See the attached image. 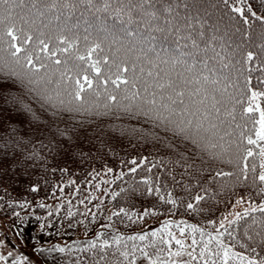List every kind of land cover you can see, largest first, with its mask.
Instances as JSON below:
<instances>
[{"label": "trees", "instance_id": "1", "mask_svg": "<svg viewBox=\"0 0 264 264\" xmlns=\"http://www.w3.org/2000/svg\"><path fill=\"white\" fill-rule=\"evenodd\" d=\"M4 8L11 9L23 29L17 35L34 37L26 45L30 49L37 48V36L49 42L50 51L68 46L60 37L75 44L71 51L78 49L79 54L99 44L103 52L97 49L92 60H101L102 74L107 73L104 57L123 61L129 69L124 77L137 84L136 89L128 85L127 94L138 90L141 99L125 100L119 91L116 101H108L101 88L99 98L84 94L89 102L83 108L76 101L69 103L67 93L75 85L66 77L83 82L86 74L94 85L97 78L91 61L54 64L66 58L60 52L44 60L48 67L32 77L35 83H28L22 69L21 79L0 74V213L17 221L0 241V250L13 242L21 253L36 250L45 264H149L143 249L158 264H182L171 255L181 250L171 232L195 256H188L186 264H222L217 240L230 249L228 264H242L240 257L257 264L264 260V213L243 215L244 210L239 212L242 218L234 216L223 228L219 222L239 198L264 199L259 194L264 185L253 181L264 171V141L249 145L241 137L244 133L255 140L259 129V111L246 109L259 105L264 111V0H14L0 5ZM3 55L8 58L7 52ZM113 87L108 84V91ZM153 93L156 105L144 103ZM168 97L175 100L176 115L170 118L185 125L192 121L189 135L157 119V113L169 116L161 107L171 104ZM65 110L66 118H61ZM60 120L69 121L70 127L62 128L67 121L61 126ZM197 131L199 147L191 139ZM241 140L243 147L237 149L232 142ZM208 142L222 143L227 151L213 149ZM244 149L253 155L247 156ZM219 171L233 175L218 177ZM169 192L175 206L160 199H167ZM197 196L202 199L197 201ZM105 223L114 235L86 239ZM190 226L199 231L194 233ZM48 228L70 232L63 252L50 244L55 235L36 237ZM209 234L216 239L201 257ZM193 236L198 243L189 247ZM71 238L74 243H68ZM93 242L96 247L90 248Z\"/></svg>", "mask_w": 264, "mask_h": 264}, {"label": "snow or ice", "instance_id": "2", "mask_svg": "<svg viewBox=\"0 0 264 264\" xmlns=\"http://www.w3.org/2000/svg\"><path fill=\"white\" fill-rule=\"evenodd\" d=\"M13 2L14 0H0V5L7 6ZM18 32H23V29L17 27L15 23V18L11 15V9L4 8L0 10V74H3L9 79H12L13 77H15L16 79H21V71H19L18 69H22L24 70L23 75L28 78V83L30 84L35 83L36 81H34L32 77L38 74L41 68L46 69L48 67V65L44 63V60L51 59L52 57H55L57 55V52H60V53L67 54V56L64 60L55 59L53 61L54 64L60 65L63 63L64 65H67L71 59H75L78 61H84V62L91 61V63H89V67L94 71L95 76L97 78V83L94 85L93 79L89 78L86 74L83 75L82 77L83 82L81 81V79H78V78L66 77V79H69V80L74 79V85H75V87L72 88V90L67 93L68 96L71 97V100L69 101V103H71L72 101H76L78 102L79 106L83 108L84 105L89 102L88 98L84 94L89 93L90 95H94L97 98H99L100 96L99 89L101 88L104 89V93L106 94V98L108 101H116L117 95L115 93L119 91H123L125 93L123 97L125 100L135 101V100L141 99L140 93L138 90L132 91L130 95L127 94L129 92L128 85H131L132 89H136L137 84L134 79L130 80L124 77V73L128 72L129 69L126 66H124L123 61L113 59L110 62L108 57H104L103 65L107 69V73L102 74L101 67H100L101 60L99 59H96L94 61L92 60L93 54L97 52V49L103 52V49L100 47L99 44H95L94 46L88 48L86 51V54H79L78 49L75 52L71 51L72 49L76 48L75 44L70 43L65 37H60L59 38L60 43L67 44L68 46L62 47V48L58 47L56 50L50 51L49 42H46L44 39H41L39 36H37L35 37V40L37 42V48L30 49L26 47V45L31 43L34 40V37L27 33H24L23 36H20L16 34ZM5 37H11V40L6 41ZM17 41H20V44H18ZM4 44H7V48L3 46ZM4 52L8 53L7 59L3 55ZM21 53H23V56H21ZM39 53H44L45 56L42 57ZM248 58L251 59V54H249ZM34 60L39 62V67H37V64L34 62ZM149 75H152V73L150 72ZM157 75H159V73H157ZM61 76H62V79L65 78V74L62 73ZM12 82L15 83L16 80H12ZM108 84H111L114 86L111 92L108 91V88H107ZM121 85H124L125 87L121 89ZM159 86L161 88L164 87V85L162 84ZM169 87H171V84H169ZM177 95H183V93H177ZM260 95H264V93H261ZM152 96L153 98L151 100H146L144 101V103L155 106L157 103L155 99V93H153ZM256 96H257V93L252 94L253 99H255ZM48 99L49 101L52 100L51 97H49ZM163 99L164 98L161 97V101H163ZM168 99L171 101V104L161 103V107L164 108L165 111L169 113V116L165 117L161 113H157V119L167 120L168 123L175 124L176 128L179 130V133H184L186 135H189L190 132H189L188 126L191 125L192 121L191 120L187 121V125H185V122L183 120L175 121L171 119L170 117L176 115L175 109L172 108V104H175V100H172L171 97H168ZM60 103L63 104L64 101L60 100ZM131 106L132 105H129L128 107L130 108ZM105 107H108V105L106 104ZM151 110L152 109H149V111ZM217 111H219V109H217ZM246 111L249 113L253 111H259L260 118L258 121H255V123L259 125V129L255 130V136H256L255 140L252 138L251 135L244 137V133H241V137L246 138L247 143L249 145L258 144L259 141H264V111L260 110L259 105H257L255 108H253L252 106H249L246 109ZM180 115H183V113H180ZM233 119H235L234 116H233ZM200 127H202V125H197V129H199ZM213 127H215V125H213ZM198 135H199V132L197 131L195 135H192L191 139H192V143L199 147L201 145V140L197 138ZM219 139L223 141L224 137L220 136ZM232 143L236 144L237 149H241L243 147L242 140L239 143H236L235 141H233ZM208 144H210V147L213 149L219 147L222 151H227V149L225 148V145L222 143L218 145L216 143L208 142ZM207 146L208 145H205V147ZM244 150L247 152V156L253 155L251 149H244ZM260 155L264 156V147L260 149ZM231 162H232L231 160L228 161V163H231ZM131 163L135 165L137 162L133 160L131 161ZM245 168H247V165H245ZM261 168L264 169V164L261 165ZM130 170L135 172L136 168L133 167ZM109 171H111V169H109ZM252 171L255 173V166H253ZM216 175L218 177H226V176H232L233 173L219 171L216 173ZM245 179H247L246 174H245ZM257 179L259 180L260 184L264 185V171H261L258 176L253 177L254 182ZM145 183H147V181H145ZM152 191H153V188L149 187L148 192L151 193ZM155 191L159 194L160 192L159 187H157ZM259 194H264V187H261L259 189ZM160 199L164 201L165 203L172 204L174 206L177 204V201L172 198L171 192L168 193L167 199H165L163 195H160ZM201 199L202 197L200 196L196 197L197 201ZM241 202H242L241 200L236 201L237 204H240ZM41 207H44V205H41ZM187 207L189 209H192L193 204L189 203ZM121 211H123V209ZM257 211L264 213V205H257V206L251 207L250 209H246L243 215H248L249 212H257ZM147 214H149V212L148 210H145V215ZM152 214H155V213H152ZM49 215H51V213H49ZM235 216L237 219L242 218L240 213H236ZM234 222L235 221H230L229 223L231 224ZM261 223L264 224V221H261ZM190 227H192V230L194 233L196 231H199L194 226H190ZM221 227L222 228L224 227L223 223H221ZM180 232H181V235H183L184 229L181 228ZM168 234L172 237L173 240H175V243L180 246V249H184V243L180 239H176V237L171 232H169ZM200 234H201V237H203L204 233L202 231ZM153 235H156V233H153ZM209 236H210L209 241L205 243L204 247L201 249V252H200L201 257H204L205 251L208 250V244H210L213 239H216L215 237H211V234H209ZM144 238H145L144 236L139 237V239L141 240H143ZM130 239H135V238L130 237ZM197 243L198 241L196 240L195 236H193L191 245L189 247H191L192 245H196ZM217 245L219 248L223 249L222 264H228V257H229L230 249L223 248V244L219 240H217ZM104 246H107V241H105ZM89 247L95 248L96 244L94 242L90 243ZM59 251L63 252L64 249L60 248ZM140 251L149 260V264H158V260L152 259L148 252H145L143 249H140ZM160 251H163V249H161ZM253 252H255V249H253ZM187 254L189 257H192L193 259H195L193 252L190 251ZM8 255L11 256V253H8ZM122 255L127 257L128 253H122ZM171 255L180 256L181 251L171 253ZM214 255L219 256L220 252H216L214 253ZM232 255L235 256L236 254L233 253ZM101 259H103V257H101ZM240 259L243 264V261H245L247 258L240 257ZM0 260L6 261V257L0 256ZM13 264H16V261H13ZM96 264H100V261L99 260L96 261ZM205 264H208L207 260H205ZM212 264H217V262L212 261ZM247 264H257V262L252 259H247ZM259 264H264V260H261Z\"/></svg>", "mask_w": 264, "mask_h": 264}, {"label": "rangeland", "instance_id": "3", "mask_svg": "<svg viewBox=\"0 0 264 264\" xmlns=\"http://www.w3.org/2000/svg\"><path fill=\"white\" fill-rule=\"evenodd\" d=\"M47 99V98H46ZM65 105V102H64ZM66 109L69 108V106H65ZM53 112L58 111V109H53ZM61 118H66V110L61 113ZM64 121L67 120H60V125L62 126L64 124ZM70 124L69 121H67V125L65 127H62L64 129L69 128ZM238 200H241L242 202L240 204H237L236 201L231 204V206L222 213V215L219 218L220 223H226L230 219H232L236 213H239L241 211H244L246 209H250L253 206L257 205H264V199H243L239 198ZM17 221H9L6 217V215H3L0 213V241H2L5 238V235L13 231L15 228ZM101 225V224H100ZM98 225L95 230H93V233L89 234L86 239H100L105 240L107 238H110L112 235L115 234L114 230L109 226L108 223H105L103 225ZM30 229L34 231L33 225L30 226ZM46 232L39 233L36 235L39 239L41 238H48L54 236L52 239V247L60 249L62 248L63 242L67 240V236L70 232L67 229H59V228H48L45 230ZM186 240L185 238H183ZM48 242V241H47ZM45 242V243H47ZM75 241L71 238L68 243H74ZM186 244V243H185ZM11 245V246H10ZM10 245H6V248L0 250V256L6 257V261L0 260V264H13V261H16V264H45L42 262L43 260L38 259V254L36 253V250L26 249L23 253H21L22 249H20L18 246L14 244L13 242H10ZM66 245V244H65ZM18 247V248H17ZM177 251H181L180 256L172 255L174 259H179V262L182 264L187 263L188 258V249L186 245L184 246V249L176 250L174 249L172 253H175ZM8 253H11V256L8 255ZM14 253V254H13ZM54 262V258L51 256L50 258ZM49 261V260H48ZM50 262V261H49Z\"/></svg>", "mask_w": 264, "mask_h": 264}]
</instances>
